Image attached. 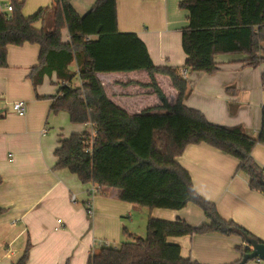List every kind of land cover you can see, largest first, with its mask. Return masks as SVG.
Instances as JSON below:
<instances>
[{
    "label": "crops",
    "instance_id": "1",
    "mask_svg": "<svg viewBox=\"0 0 264 264\" xmlns=\"http://www.w3.org/2000/svg\"><path fill=\"white\" fill-rule=\"evenodd\" d=\"M22 1L23 14L31 16L54 0ZM95 1L69 0L79 15L88 12ZM179 1L117 0L118 30L135 33L157 66L183 69L186 55L181 29L187 22V11L178 7ZM9 2L0 0V11H6L4 5ZM35 26L39 27L40 22ZM67 37L64 30L63 40ZM39 50L36 43L9 45L7 65L0 67V264L15 262L27 245L30 247L25 264H86L92 251L100 247L98 241L119 247L126 239L124 229L144 236L148 216L181 218L194 226L206 222L202 210L193 203L177 210L141 207L120 200L116 188H103L90 198V184L82 183L66 168L54 167L59 139L89 130V125L70 121L65 129L58 121H65L69 115L50 111L49 96L58 91L55 74L45 76L33 87L28 74L38 62ZM244 59V54H217L218 69L214 73L187 70L184 104L198 109L213 123L241 125L256 137L264 107V62L252 67L245 65ZM71 68L74 70L75 65ZM97 76L107 97L129 114L161 105L153 88L144 85L150 82L144 70ZM154 77L166 100L174 104L178 91L169 77ZM78 83L75 79L74 84ZM19 100L26 102L24 115H18L12 106ZM251 156L264 170V145H255ZM177 161L189 173L195 191L214 203L221 217L264 242V192L250 188L238 159L198 143L187 145ZM71 195L75 201H71ZM89 199L91 213L87 211ZM168 241L179 245L182 257L200 264L236 262L241 258L236 246L246 247L242 236L217 232L169 237ZM245 264L264 262L254 258Z\"/></svg>",
    "mask_w": 264,
    "mask_h": 264
},
{
    "label": "trees",
    "instance_id": "2",
    "mask_svg": "<svg viewBox=\"0 0 264 264\" xmlns=\"http://www.w3.org/2000/svg\"><path fill=\"white\" fill-rule=\"evenodd\" d=\"M10 3V12L0 11V67L7 65V46L38 44V62L28 74L33 87L55 74L58 91L49 96L50 111H65L72 123L89 125V130L59 139L54 167L68 169L82 183L97 185V193L116 188L120 200L141 207L177 210L193 203L207 220L194 226L181 218L148 216L144 236L124 229L126 239L119 247L100 246L86 264H200L182 257L179 245L168 241L169 237L192 234H246L263 242L221 217L214 203L195 191L177 157L189 144L206 143L238 159L250 188L264 192L259 182L264 179L263 169L251 156L255 145H264V107L256 137L241 125L213 123L198 109L184 104L188 81L182 74L187 70L214 73L217 54H244V64L252 67L263 63L264 0H180L178 7L187 11L181 29L186 55L183 69L155 65L135 33L118 30L117 0H96L83 15L69 0H54L31 16L23 14L22 0ZM132 70L148 73L150 82L144 85L153 88L161 105L129 114L107 97L97 73ZM155 74L168 76L178 91L174 104L166 100ZM29 247L12 264H25ZM236 248L241 257L249 250L242 245Z\"/></svg>",
    "mask_w": 264,
    "mask_h": 264
},
{
    "label": "water",
    "instance_id": "3",
    "mask_svg": "<svg viewBox=\"0 0 264 264\" xmlns=\"http://www.w3.org/2000/svg\"><path fill=\"white\" fill-rule=\"evenodd\" d=\"M259 182L264 186V179L260 178ZM246 247L249 249L245 252L237 264H245L250 259H258L264 262V242H259L253 237L243 235Z\"/></svg>",
    "mask_w": 264,
    "mask_h": 264
},
{
    "label": "built area",
    "instance_id": "4",
    "mask_svg": "<svg viewBox=\"0 0 264 264\" xmlns=\"http://www.w3.org/2000/svg\"><path fill=\"white\" fill-rule=\"evenodd\" d=\"M5 7V10L7 12H10L12 10V4L9 2L7 4L4 5ZM182 74L183 76L185 77L186 75V72L185 71H182ZM12 106L14 108V111L18 114V115H24L25 112H26V102L24 100H19V101H15L12 103ZM89 149V148H88ZM263 173H264V170H263ZM98 192V186L95 185V184H90L88 190H87V193L89 195L90 198L94 197L96 195V193ZM71 201H75V196L74 195H71L70 197ZM91 199H89L86 204H87V211L89 213H91ZM98 244L100 246L102 245H106L107 246V243L105 241H98Z\"/></svg>",
    "mask_w": 264,
    "mask_h": 264
},
{
    "label": "rangeland",
    "instance_id": "5",
    "mask_svg": "<svg viewBox=\"0 0 264 264\" xmlns=\"http://www.w3.org/2000/svg\"><path fill=\"white\" fill-rule=\"evenodd\" d=\"M142 78V77H140ZM174 90V88H172ZM166 96L167 98H170L172 95L170 94V92L168 90H166ZM62 115H67L65 112H61ZM60 123V126L65 128L66 129V125H68V123H70V119L67 118L65 121H62V120H59L58 121ZM65 130H63L62 132L64 133ZM99 194V193H96V195ZM111 244V247L113 246V243H110Z\"/></svg>",
    "mask_w": 264,
    "mask_h": 264
}]
</instances>
